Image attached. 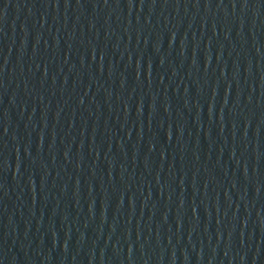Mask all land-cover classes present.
Listing matches in <instances>:
<instances>
[{"label":"water","instance_id":"95a60500","mask_svg":"<svg viewBox=\"0 0 264 264\" xmlns=\"http://www.w3.org/2000/svg\"><path fill=\"white\" fill-rule=\"evenodd\" d=\"M7 264H264V0H0Z\"/></svg>","mask_w":264,"mask_h":264}]
</instances>
